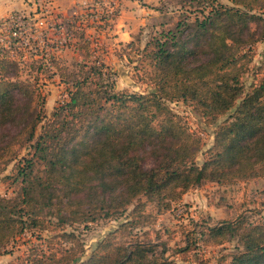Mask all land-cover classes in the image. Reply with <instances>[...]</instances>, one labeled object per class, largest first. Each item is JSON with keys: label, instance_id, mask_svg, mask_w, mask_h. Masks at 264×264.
<instances>
[{"label": "trees", "instance_id": "1", "mask_svg": "<svg viewBox=\"0 0 264 264\" xmlns=\"http://www.w3.org/2000/svg\"><path fill=\"white\" fill-rule=\"evenodd\" d=\"M225 1L192 0L199 14L194 21H180L153 41L146 93L114 92L96 61L75 75L51 60L69 100L44 127V59L32 62L41 64L36 75L26 73L21 65L28 48H0V132H16L0 146V166L16 162L18 148H30L18 161L21 197L0 199V255L25 232L40 230L51 236L29 249V264H168L146 236L124 240L155 221L148 205L163 215L207 183L264 179V61L248 88L243 82L256 57L252 47L264 41V0ZM174 102L192 103L215 127L202 165L197 158L204 142L170 107ZM36 162L44 165L43 176H34ZM130 208L127 221L84 259L66 227L117 218ZM200 233L206 247L237 241L236 251L218 264H264V220L242 214ZM63 241L78 248L65 249Z\"/></svg>", "mask_w": 264, "mask_h": 264}, {"label": "rangeland", "instance_id": "2", "mask_svg": "<svg viewBox=\"0 0 264 264\" xmlns=\"http://www.w3.org/2000/svg\"><path fill=\"white\" fill-rule=\"evenodd\" d=\"M137 1L143 14L136 20L141 19V22L129 26L127 21V26L123 28L131 35L132 40L129 43L119 40L117 33L121 29L118 17L114 16L118 8H115L117 4L113 0H80L70 9L69 14L60 10L58 0L31 1L32 7H27L26 13H33L36 19L43 18L46 26L32 33L30 46L23 51L25 62L21 68L26 73L33 71L35 74L34 70L41 64L32 66V62L44 59L39 82L45 111L41 127L49 124L55 109L69 100L67 85L61 82L58 75L52 74L56 72V68H52L50 64L53 59L58 60L63 70L75 75L80 70L85 71V68H89L96 61V66H104V83L108 87L113 85L116 93L126 90L142 94L150 90L148 75L153 66L147 51L154 49L153 41L163 31L173 30L180 21L186 19L194 21L196 15H199L198 6L192 0ZM40 5L41 9L37 14ZM2 24L1 22L0 39L4 30ZM80 46H86L87 49L80 50ZM252 50L256 55L254 64L251 72L243 77L247 88L253 83L256 67L261 66L264 61V41L254 45ZM87 53L91 56L89 60ZM48 70L51 72L45 73ZM24 79L28 78L23 77ZM169 105L180 115L187 127L202 138L204 148L197 158L198 164L202 165L204 152L213 145L215 127L206 125L192 103L174 102ZM41 127L38 135L42 132ZM15 133L10 129L0 132V146L10 141ZM27 153H30L28 146L18 148V160L7 166H0V199L19 200L21 197L23 184L21 180L16 181L18 161L29 157ZM44 170V165L36 162L34 176H43ZM171 206V211L157 215L155 205H148L147 210L154 213L155 221L129 232L124 240L129 242L139 238L145 241L146 236V240L158 245L157 258H164V262L168 264H218L223 254L236 251L237 241L233 240L220 248L206 247L200 232L219 222L233 221L242 214H246L251 221L264 220V179L223 185L207 183L191 189L180 203ZM132 209L117 218L100 219L89 224H71L66 227V232L74 234L79 240L85 259L110 232L127 221ZM50 236V233L40 230L25 232L11 243L7 249L8 254L0 255V264H29V249L40 245ZM61 246L65 249L78 248L75 243L66 241L61 242Z\"/></svg>", "mask_w": 264, "mask_h": 264}, {"label": "crops", "instance_id": "3", "mask_svg": "<svg viewBox=\"0 0 264 264\" xmlns=\"http://www.w3.org/2000/svg\"><path fill=\"white\" fill-rule=\"evenodd\" d=\"M31 1L32 0H0V24L13 13L26 11L27 7L30 8ZM79 2L80 0H58V5L64 14H69L70 9H73ZM114 3L117 4L115 8H118L117 10H119V16L117 18L119 28L121 29L117 33L119 34V40L121 42L129 43V40H132L131 35L128 31H124L123 28L124 26H127V21L129 22V26L140 23L141 19H136L143 14V10H140L141 7L138 5L139 3L137 0H117ZM115 8L113 7V9Z\"/></svg>", "mask_w": 264, "mask_h": 264}, {"label": "built area", "instance_id": "4", "mask_svg": "<svg viewBox=\"0 0 264 264\" xmlns=\"http://www.w3.org/2000/svg\"><path fill=\"white\" fill-rule=\"evenodd\" d=\"M40 7L36 13H39ZM25 12V13H23ZM16 12L3 21V31L0 39V48L4 47L8 51L29 48L32 33L36 29L46 26L43 18L36 19L33 13L27 14L26 11Z\"/></svg>", "mask_w": 264, "mask_h": 264}]
</instances>
